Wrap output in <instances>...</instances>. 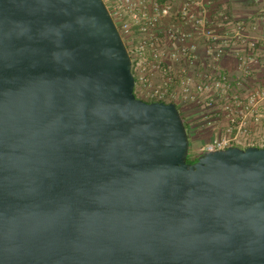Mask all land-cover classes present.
I'll use <instances>...</instances> for the list:
<instances>
[{"label": "water", "instance_id": "obj_1", "mask_svg": "<svg viewBox=\"0 0 264 264\" xmlns=\"http://www.w3.org/2000/svg\"><path fill=\"white\" fill-rule=\"evenodd\" d=\"M134 89L104 0H0V264H264V148Z\"/></svg>", "mask_w": 264, "mask_h": 264}, {"label": "built area", "instance_id": "obj_2", "mask_svg": "<svg viewBox=\"0 0 264 264\" xmlns=\"http://www.w3.org/2000/svg\"><path fill=\"white\" fill-rule=\"evenodd\" d=\"M104 1L131 57L136 96L175 103L188 134L198 132L194 119L207 129L196 157L264 148V3L254 19L214 20L208 0Z\"/></svg>", "mask_w": 264, "mask_h": 264}, {"label": "crops", "instance_id": "obj_3", "mask_svg": "<svg viewBox=\"0 0 264 264\" xmlns=\"http://www.w3.org/2000/svg\"><path fill=\"white\" fill-rule=\"evenodd\" d=\"M175 1L177 4L180 3V0ZM206 3L209 16L214 20H218L221 13H228L232 16L234 15L235 18L240 19H254L258 16L260 7L264 3V0H208ZM204 130L207 132L206 128ZM204 130H200V133ZM199 135L198 137H200ZM203 136L200 137L202 141L199 144L209 140V138H205V136Z\"/></svg>", "mask_w": 264, "mask_h": 264}, {"label": "rangeland", "instance_id": "obj_4", "mask_svg": "<svg viewBox=\"0 0 264 264\" xmlns=\"http://www.w3.org/2000/svg\"><path fill=\"white\" fill-rule=\"evenodd\" d=\"M195 114H198V112L195 111ZM192 123H193V126L195 128V130H192V131L198 130V132H195L196 134H194V132L189 133L190 134V136H189L190 142H191V147H190L191 150H190L189 155H188V159H187L188 162L191 160H194L196 157V155L193 153V151L198 147L197 145L202 141V139H200V137L204 135L206 138L208 135L207 132L204 130V125L201 124V122H199L198 119H194V121ZM200 130H204V131L200 133ZM197 133H198V135L200 134L199 135L200 137H198Z\"/></svg>", "mask_w": 264, "mask_h": 264}, {"label": "flooded vegetation", "instance_id": "obj_5", "mask_svg": "<svg viewBox=\"0 0 264 264\" xmlns=\"http://www.w3.org/2000/svg\"><path fill=\"white\" fill-rule=\"evenodd\" d=\"M198 157H199V156L195 157V159H194V160H191V161H189V163H194V162H196V161H197V159H198Z\"/></svg>", "mask_w": 264, "mask_h": 264}, {"label": "trees", "instance_id": "obj_6", "mask_svg": "<svg viewBox=\"0 0 264 264\" xmlns=\"http://www.w3.org/2000/svg\"><path fill=\"white\" fill-rule=\"evenodd\" d=\"M182 114V113H181ZM185 125H186V127L188 128V124L187 123H185Z\"/></svg>", "mask_w": 264, "mask_h": 264}]
</instances>
